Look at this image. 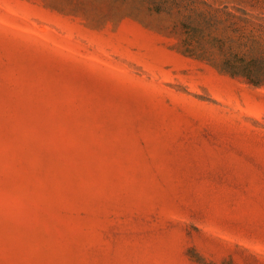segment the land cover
Listing matches in <instances>:
<instances>
[{
	"label": "rangeland",
	"instance_id": "1",
	"mask_svg": "<svg viewBox=\"0 0 264 264\" xmlns=\"http://www.w3.org/2000/svg\"><path fill=\"white\" fill-rule=\"evenodd\" d=\"M0 264H264V87L140 0H0Z\"/></svg>",
	"mask_w": 264,
	"mask_h": 264
},
{
	"label": "trees",
	"instance_id": "2",
	"mask_svg": "<svg viewBox=\"0 0 264 264\" xmlns=\"http://www.w3.org/2000/svg\"><path fill=\"white\" fill-rule=\"evenodd\" d=\"M172 19L181 52L250 86L264 87V15L211 0H140Z\"/></svg>",
	"mask_w": 264,
	"mask_h": 264
}]
</instances>
